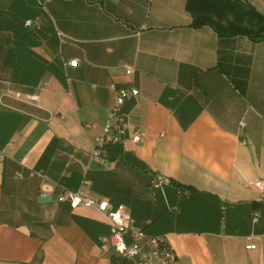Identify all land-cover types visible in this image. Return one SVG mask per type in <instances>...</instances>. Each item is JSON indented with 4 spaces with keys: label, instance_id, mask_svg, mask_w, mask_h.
<instances>
[{
    "label": "crops",
    "instance_id": "0c3cea01",
    "mask_svg": "<svg viewBox=\"0 0 264 264\" xmlns=\"http://www.w3.org/2000/svg\"><path fill=\"white\" fill-rule=\"evenodd\" d=\"M185 2L0 0V264H132L63 189L125 205L172 264H264V41L193 29ZM113 88L142 139L96 161Z\"/></svg>",
    "mask_w": 264,
    "mask_h": 264
},
{
    "label": "built area",
    "instance_id": "2783aa9c",
    "mask_svg": "<svg viewBox=\"0 0 264 264\" xmlns=\"http://www.w3.org/2000/svg\"><path fill=\"white\" fill-rule=\"evenodd\" d=\"M76 59L70 60L68 66L75 65ZM126 74L132 72L130 66L124 65ZM115 88H113L114 90ZM116 97L113 108L110 113L109 123L105 131L109 134L102 135L98 139L97 148L92 152V159L101 161L100 148L105 144H116L121 142L128 136L135 142L139 143L142 139V134L138 130L128 134V121L123 114V104L129 98H136L138 91L133 88H117L115 89ZM36 175L42 178L41 172L31 171L29 176ZM170 181L162 176H155L151 180V186L154 189H159L164 184H169ZM253 186L258 191H264V181L259 180ZM58 199L59 203H67L72 209L77 207H96L102 213H105L110 221L109 235L105 239L104 246L110 248L118 256L132 262V264H172L175 261L174 254L167 245L163 237L146 236L131 218L130 211L125 205L118 204L113 206L107 201H101L94 198H85L78 192H70L63 189ZM254 247V246H248Z\"/></svg>",
    "mask_w": 264,
    "mask_h": 264
},
{
    "label": "trees",
    "instance_id": "16d2710c",
    "mask_svg": "<svg viewBox=\"0 0 264 264\" xmlns=\"http://www.w3.org/2000/svg\"><path fill=\"white\" fill-rule=\"evenodd\" d=\"M185 4L193 29L210 27L220 39L264 41V15L243 0H186Z\"/></svg>",
    "mask_w": 264,
    "mask_h": 264
},
{
    "label": "water",
    "instance_id": "95a60500",
    "mask_svg": "<svg viewBox=\"0 0 264 264\" xmlns=\"http://www.w3.org/2000/svg\"><path fill=\"white\" fill-rule=\"evenodd\" d=\"M39 202H47V201H49V198H45V197H41V198H39V200H38Z\"/></svg>",
    "mask_w": 264,
    "mask_h": 264
}]
</instances>
